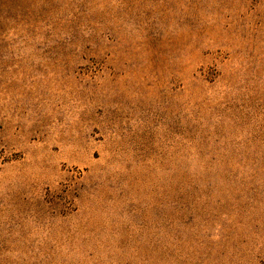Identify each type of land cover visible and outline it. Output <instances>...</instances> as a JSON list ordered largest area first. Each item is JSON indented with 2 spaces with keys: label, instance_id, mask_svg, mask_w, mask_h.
I'll return each instance as SVG.
<instances>
[{
  "label": "rangeland",
  "instance_id": "rangeland-1",
  "mask_svg": "<svg viewBox=\"0 0 264 264\" xmlns=\"http://www.w3.org/2000/svg\"><path fill=\"white\" fill-rule=\"evenodd\" d=\"M0 264H264V0H0Z\"/></svg>",
  "mask_w": 264,
  "mask_h": 264
}]
</instances>
